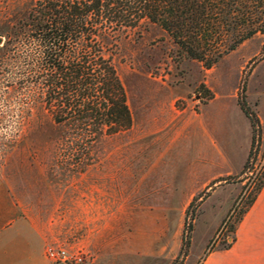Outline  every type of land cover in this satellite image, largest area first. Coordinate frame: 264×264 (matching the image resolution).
Instances as JSON below:
<instances>
[{
	"label": "rangeland",
	"instance_id": "rangeland-1",
	"mask_svg": "<svg viewBox=\"0 0 264 264\" xmlns=\"http://www.w3.org/2000/svg\"><path fill=\"white\" fill-rule=\"evenodd\" d=\"M34 1L0 0V47L18 23L27 24ZM122 42L117 66L133 126L72 151L30 110L28 59H0L2 184L15 186L18 215L28 216L43 237L46 264H55L46 257L48 247L83 251L86 264H191L203 249L195 263L202 264L210 253L232 247L237 217L264 188L257 190L264 173L260 126L252 128L243 172L225 175L247 157L244 131L234 129L239 106L253 113L255 126L257 112L264 115V35L210 69L214 59L182 56L155 26ZM20 52L25 57V47ZM202 110L207 131L197 128L178 143L191 136ZM224 139L241 146L231 144L230 156ZM211 180L217 183L204 185ZM230 192L233 201L225 207Z\"/></svg>",
	"mask_w": 264,
	"mask_h": 264
},
{
	"label": "trees",
	"instance_id": "trees-1",
	"mask_svg": "<svg viewBox=\"0 0 264 264\" xmlns=\"http://www.w3.org/2000/svg\"><path fill=\"white\" fill-rule=\"evenodd\" d=\"M19 25L0 47V59H28L30 110L46 119L55 142L72 151L133 126L117 66L129 33L158 27L182 56L214 59L206 65L210 69L245 41L264 35V0H35L27 24ZM240 107L256 132L253 113ZM262 174L258 192L264 187Z\"/></svg>",
	"mask_w": 264,
	"mask_h": 264
},
{
	"label": "crops",
	"instance_id": "crops-1",
	"mask_svg": "<svg viewBox=\"0 0 264 264\" xmlns=\"http://www.w3.org/2000/svg\"><path fill=\"white\" fill-rule=\"evenodd\" d=\"M240 111L239 125L238 128L235 127L234 129L237 133L239 132L238 129L244 131V145L247 157L243 163L241 162L238 165L237 171L231 170L225 174L228 177L237 176L243 172L252 145V125L250 119L241 108ZM257 115L260 122L261 140L264 142V115L261 112H257ZM183 116L179 120L181 122L180 130L182 131L187 126ZM203 117L202 110L193 122L191 136H184L182 140L177 139L179 140L178 143L190 140L194 131H197V128L204 129V132L207 131ZM237 136L241 138L240 134H237ZM237 139H231L232 141L224 139L221 141L225 144V147L227 145L226 150L229 151L230 156V149L234 150V147H229L231 144L241 146V142ZM2 175H5V173L2 174V170L0 169V264H46L42 258L44 239L40 233L28 225V216L21 217L18 215L15 186L11 183L8 185L2 184ZM211 183L217 182H213V180L206 181L204 185ZM240 186H242L241 183ZM232 201V192H230L227 195L225 207H228ZM235 235L236 240L231 248L210 253L202 264H264V188L237 225ZM37 248H39L38 251ZM202 253L203 249L196 254V259L191 264H195Z\"/></svg>",
	"mask_w": 264,
	"mask_h": 264
},
{
	"label": "built area",
	"instance_id": "built-area-1",
	"mask_svg": "<svg viewBox=\"0 0 264 264\" xmlns=\"http://www.w3.org/2000/svg\"><path fill=\"white\" fill-rule=\"evenodd\" d=\"M240 200L237 204L241 202ZM45 254L47 259L55 264H86L87 260L83 251L70 253L64 248L48 247Z\"/></svg>",
	"mask_w": 264,
	"mask_h": 264
}]
</instances>
